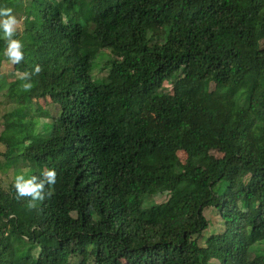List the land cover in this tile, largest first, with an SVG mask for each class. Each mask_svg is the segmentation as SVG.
Instances as JSON below:
<instances>
[{"label": "trees", "instance_id": "16d2710c", "mask_svg": "<svg viewBox=\"0 0 264 264\" xmlns=\"http://www.w3.org/2000/svg\"><path fill=\"white\" fill-rule=\"evenodd\" d=\"M0 7L24 51L0 37V264H264V0ZM60 152L58 188L18 197Z\"/></svg>", "mask_w": 264, "mask_h": 264}, {"label": "clouds", "instance_id": "9594fccd", "mask_svg": "<svg viewBox=\"0 0 264 264\" xmlns=\"http://www.w3.org/2000/svg\"><path fill=\"white\" fill-rule=\"evenodd\" d=\"M19 28V21L11 14V9L7 7H0V37L5 40L6 47L4 49V55L13 64H18L24 58L23 43L20 39L15 38V33ZM109 69L104 70L102 74H98L102 77L108 73ZM40 66L36 65L32 69V73L24 72L21 79L25 81L23 87L29 89L32 87L31 75L38 73ZM52 120V119H50ZM57 165V169H48L41 174V178H37L35 175L28 176L24 173L17 174L14 178V187L18 197H30L31 201L42 200L44 198L45 185H54L56 179L58 183H62L64 174L62 169L65 164L69 163V155L60 152L58 156L53 160ZM26 163H23L25 165ZM73 170L69 173L71 174Z\"/></svg>", "mask_w": 264, "mask_h": 264}, {"label": "rangeland", "instance_id": "374dc122", "mask_svg": "<svg viewBox=\"0 0 264 264\" xmlns=\"http://www.w3.org/2000/svg\"><path fill=\"white\" fill-rule=\"evenodd\" d=\"M26 1H28V0H26ZM5 65H6L5 62H3V61L0 62V73L6 72V70L4 68ZM103 72L104 71H100L98 74H102ZM165 87H167V88H163L164 90L170 89L167 85H165ZM8 100H9V96L6 94V90L4 88H0V107L3 105L7 106ZM38 102H39V105L41 107L46 106L45 102L42 99H39ZM1 112H2V109L0 108V114H1ZM43 137H44V134H43ZM178 155L182 160L185 159L186 154L184 152L180 151V152H178ZM21 168L23 171L25 170V167H22V165H21ZM1 183L3 184L2 181H1ZM58 185H59V183H58V180L56 179V183L53 185V187L55 186L58 188ZM165 198H166L165 193L155 194V195L149 196L145 200V205H150L152 203L161 202ZM203 214L208 219V221L210 223L207 230L204 232L205 236H208L209 234L219 233L220 231H222L224 229L223 222L220 220V218L217 214V211L214 208L211 207V208L204 209Z\"/></svg>", "mask_w": 264, "mask_h": 264}]
</instances>
